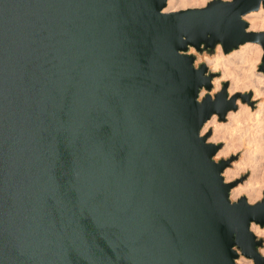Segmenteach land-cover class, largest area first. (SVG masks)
<instances>
[{
	"label": "water",
	"instance_id": "obj_1",
	"mask_svg": "<svg viewBox=\"0 0 264 264\" xmlns=\"http://www.w3.org/2000/svg\"><path fill=\"white\" fill-rule=\"evenodd\" d=\"M0 0V264H264L259 201L200 128L235 100L188 47L261 48L264 0Z\"/></svg>",
	"mask_w": 264,
	"mask_h": 264
},
{
	"label": "bare ground",
	"instance_id": "obj_2",
	"mask_svg": "<svg viewBox=\"0 0 264 264\" xmlns=\"http://www.w3.org/2000/svg\"><path fill=\"white\" fill-rule=\"evenodd\" d=\"M207 1L208 0H166L163 10H175L186 7L196 8L204 6ZM259 17L258 20L260 19V22L257 23L256 18L251 19L252 23L249 24V28L247 27L245 30L252 31L257 27H261L262 25L264 27V18L261 19ZM240 46L241 48H239ZM239 47L237 52L226 56V58L222 57L220 53L219 56H204L201 58L203 63L209 67V70H215L216 68L224 67V70L220 76L215 79L212 78L211 80L213 90L216 91L221 81L228 78L231 80L230 82H232L230 89H228L229 93H231L233 89L247 88L253 93V98L260 101L255 105L254 109L247 105H239L236 112H227L229 113L227 116L228 124L234 127V134H231L232 137L230 136L233 140V143L226 145L220 154L218 153L220 157H222V155L226 156L229 154L230 148L233 149V147H236V150L238 148V150L243 152V154L241 153L243 159L241 160L242 162L240 161L241 165H234L233 169H227L224 171L227 168L225 167L221 171V174L223 173V182H229L231 179L237 177L240 172H243L244 169L247 168L249 171L251 170L252 173H250L252 175L246 184L233 188L236 186L235 185L229 189L228 199L230 201H235L240 195L243 194L247 197L248 201H252L259 198L261 189L264 185V78L260 76L261 74L258 75L256 73L254 74L253 72V67H255L254 63L260 55V49L253 45V43L248 42L239 45ZM236 49H233L230 52ZM203 93L204 91H202V88H199L197 94L198 100L201 96H203ZM229 95L231 96V94ZM236 108L233 111H235ZM213 116L214 115H212L207 121L203 123L200 128V133L210 125L213 128V136L211 141L215 142V140L220 138L219 135L222 130L219 129L220 125L217 123V119ZM234 141L236 144H234ZM217 152L218 151H216V153ZM219 155L217 157H219ZM260 166L261 170L258 169ZM258 170H260L259 174L257 173ZM253 224L255 223L251 222L249 224V231L258 233V235L259 233L264 234L263 230H260V228L257 226H252ZM238 263L250 264V262L246 261L244 258H240Z\"/></svg>",
	"mask_w": 264,
	"mask_h": 264
},
{
	"label": "rangeland",
	"instance_id": "obj_3",
	"mask_svg": "<svg viewBox=\"0 0 264 264\" xmlns=\"http://www.w3.org/2000/svg\"><path fill=\"white\" fill-rule=\"evenodd\" d=\"M208 1H210V0H208ZM207 1V2H208ZM206 2V3H207ZM205 3V4H206ZM204 4V5H205ZM200 7H202V6H200ZM187 8V7H186ZM188 8H191V7H188ZM179 9H185V8H179ZM175 10H177V9H175ZM249 13V14H248ZM248 13H246L245 15H243L242 16V19L247 23V27L249 28V24H251L252 23V21H251V19H254V18H256L257 20V23L258 22H260L259 20H258V17L259 18H264V8H262V7H259L256 11H251V12H248ZM254 14V15H253ZM252 16H254V17H252ZM260 30H264V27H263V25L261 26V27H257L255 30H252V31H260ZM241 45V44H240ZM253 45H255L256 47H258L259 49H260V55H259V57L261 56V48L259 47V45H257V44H254L253 43ZM242 46H244V45H242ZM239 46H237V48H238ZM255 47V48H256ZM219 50H218V49ZM239 48H241V46L239 47ZM239 48L238 49H236V50H234V51H232V52H227V53H223L222 52V50H221V48H220V46L219 45H216L215 47H213V49L212 50H201V51H196L194 48H192V47H188L187 48V50H186V53L187 54H190V55H192L193 56V65L194 66H197V65H199V64H204L203 63V61H202V58L205 56V57H215V56H219V53H220V55L222 56V57H224V58H226V56H229V55H231V54H233L234 52H237V50H239ZM233 50V49H232ZM202 57V58H201ZM258 57V59L260 60V58ZM201 59V60H200ZM256 60V62L254 63V66L256 67H253V72H254V74L256 73V74H258V75H260L262 78H264V73H262V72H260V71H258L257 70V64L259 63V60ZM205 65V64H204ZM205 67H206V69H207V72L208 73H212L213 74V76L211 77V80H212V78H217V77H219L220 76V74L223 72V68L224 67H219V68H216L215 70H209V67L208 66H206L205 65ZM222 69V70H221ZM213 79V80H214ZM211 80H210V84H211ZM231 80L230 79H224L223 81H221V83H223V82H226V84H227V86H226V89H225V91H226V94H227V99H229V97H230V95L229 94H231V96L232 95H234V94H236V93H241V94H245V93H248L250 96H249V101H250V103H246V102H241L240 101V99L237 97L236 98V100H235V105L237 106V108H236V110L235 111H233V110H229L230 112L229 113H231V112H236L237 111V109H238V107H239V105H247V106H250L252 109H254L255 108V105L258 103V102H260V101H258V100H256L255 98H253V93L249 90V89H247V88H243V89H240V88H237V89H233L232 90V92L231 93H229V90L228 89H230V86L232 85V82H230ZM220 83V85H219V87L216 89V91L215 90H213V86H212V84L210 85V88L209 89H205V88H203L202 87V91H204V93H203V96H201L200 98H199V100L201 99V98H203L205 95H209V97L211 98V99H213V96H214V94L215 93H217V92H219V90H220V88H221V84ZM241 103V104H240ZM229 113H227V115L225 116L224 115V118H223V120H218L217 119V117H216V115H214L213 117H215L216 119H217V123H219V129L220 130H222L221 131V133H220V138H218L217 140H215V142L214 141H211L212 140V136H213V128L209 125L204 131H202L201 132V134H205L206 132H209V134H208V136L206 137V139H205V141L206 142H208V143H212V144H219V148L217 149V153L216 154H214L213 156H212V159L214 160V161H218V160H225V159H227V158H229V157H231V156H234L235 158L232 160V161H230V163L226 166L227 168L224 170V171H226L227 169H233V166L235 165H241V160H243L242 159V154H243V152L242 151H240V150H238V148H237V150H236V147H233V149H231L230 148V152H229V154H227L226 156H224V155H222V157H220V152L225 148V146L226 145H228V144H232L233 143V140L231 139V134H234V127H232V126H230L229 124H228V121H227V116H228V114ZM212 117V118H213ZM211 118V119H212ZM210 119V120H211ZM209 120V121H210ZM208 121V122H209ZM207 122V123H208ZM225 127V128H224ZM231 136V137H230ZM234 144H236L235 143V141H234ZM235 150V151H234ZM219 153V154H218ZM242 153V154H241ZM219 155V157H217ZM241 161V162H240ZM248 166V165H247ZM258 169H260L261 170V166H260V168L258 167ZM260 170H258V174L260 173ZM223 171V172H224ZM251 170L249 171L247 168L246 169H244L243 170V172H240V174L237 176V177H235V178H233V179H231L230 181H234V180H237V179H239V178H242V180L240 181V182H238L237 184H235L234 186L235 187H233V188H236V187H238V186H241V185H244V184H246V182H248L249 181V179H250V176L252 175L251 173ZM220 175H221V177H223V173L221 174L220 173ZM229 181V182H230ZM232 188V189H233ZM264 189V185H263V187H262V189H261V193H260V196H259V198H257L256 200H252V201H248L247 200V197L245 196V195H240L239 197H241V196H243V197H245V199H246V201L248 202V203H254V202H256V201H259L260 199H261V197H262V190ZM238 197V198H239ZM253 223V222H252ZM252 226H257L258 228H260V230H263V232H264V226H259V225H255V224H253ZM254 236H255V238L256 239H260L261 240V244H260V246H258L257 248H256V251L259 253V255H261V256H264V254H262V252H261V250L262 249H264V234H260L259 233V235H258V233H253L252 231H250ZM237 257H238V259H237ZM237 257L235 258V260H234V262L236 263V264H240V263H238V261H239V259L240 258H244L246 261H249L250 262V264H253V261L250 259V258H247V257H244L243 255H241L240 253H239V251H237ZM238 261H237V260Z\"/></svg>",
	"mask_w": 264,
	"mask_h": 264
},
{
	"label": "clouds",
	"instance_id": "obj_4",
	"mask_svg": "<svg viewBox=\"0 0 264 264\" xmlns=\"http://www.w3.org/2000/svg\"><path fill=\"white\" fill-rule=\"evenodd\" d=\"M262 254H264V249L261 250Z\"/></svg>",
	"mask_w": 264,
	"mask_h": 264
}]
</instances>
